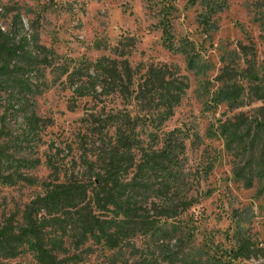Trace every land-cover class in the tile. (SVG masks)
<instances>
[{"label": "rangeland", "instance_id": "rangeland-1", "mask_svg": "<svg viewBox=\"0 0 264 264\" xmlns=\"http://www.w3.org/2000/svg\"><path fill=\"white\" fill-rule=\"evenodd\" d=\"M16 14L22 27L15 23ZM1 27L12 32L14 41L31 39L28 49L34 58L15 57L12 62L21 68L10 70L9 85L0 86V218L20 219L47 180L49 159L65 154L70 172L85 171L84 153L94 146L82 141L86 130L80 119L90 106L98 110L103 104L106 111H115L123 103L117 96L98 101L76 96L67 70L79 68L81 74L102 56L115 58L129 51L134 69L166 63L186 77L188 88L173 115L158 135L149 129L152 137L148 130L142 137L145 145L158 148L162 132L180 130L181 196L184 192L194 199L176 216L161 219L119 248L88 239L70 249L69 262L217 264L235 246L233 233L239 224L261 256L235 264H264V134L252 149L240 145L239 134L233 140L224 136L225 128L234 129V121L252 120L261 103L246 99L243 107L230 109L217 100L223 66L236 67L243 77L251 50L256 63L264 64V0H0ZM238 43L248 47L246 54ZM242 83L248 96L249 83ZM20 98L21 104L12 107ZM31 113L39 120V140L27 131ZM54 146L63 153L56 155ZM0 264L40 263L25 250Z\"/></svg>", "mask_w": 264, "mask_h": 264}, {"label": "trees", "instance_id": "trees-1", "mask_svg": "<svg viewBox=\"0 0 264 264\" xmlns=\"http://www.w3.org/2000/svg\"><path fill=\"white\" fill-rule=\"evenodd\" d=\"M14 20L22 27L19 14ZM11 36L12 32L0 28V86L4 87L9 85L8 72L21 68L12 62L15 57L34 58L28 49L31 39L23 36L14 41ZM128 45L133 47V42ZM238 48L244 53L248 49L240 43ZM129 53L120 51L115 58L102 56L89 63L91 67L85 66L81 74L79 68L67 70V80L76 96L94 101L117 96L123 106L106 111L103 104L98 110L93 105L80 119L86 130L82 141L94 146V150L84 153V172H70L65 154L55 160L54 156L63 153V149L54 146L57 154L54 160H48L47 180L24 206L20 219L12 215L0 218V260L30 250L40 264H71L70 249H78L88 239L108 248H119L192 203V196L184 192L181 196L179 185L184 171V137L180 130L162 132L158 148L145 145L142 137L143 131L149 129L158 135L173 115L188 88L186 77L166 63L139 65L134 69L127 59ZM251 55L252 60L245 62L242 70L243 77L237 74L236 67L226 65L218 75L222 83L218 102L230 109L243 107L246 99L249 103H261L252 120L234 121L233 130L224 129L227 140L239 134L240 145L245 149H252L256 141L263 142L264 134V64L256 63L252 50ZM30 62L24 64L29 66ZM244 79L249 83L248 96L244 93ZM21 102V98L12 101V107ZM38 121L34 113L27 118L28 134L31 132L37 140ZM152 134L153 131L147 132L148 138ZM4 179L13 183L7 177ZM233 237L235 246L226 250L225 260H218L217 264H235L237 260L261 256V249L239 224ZM135 264H156V261Z\"/></svg>", "mask_w": 264, "mask_h": 264}]
</instances>
